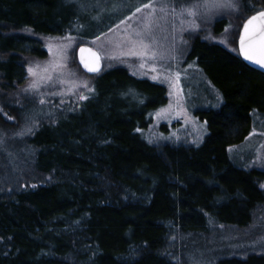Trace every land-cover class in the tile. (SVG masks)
<instances>
[{
	"label": "trees",
	"instance_id": "obj_1",
	"mask_svg": "<svg viewBox=\"0 0 264 264\" xmlns=\"http://www.w3.org/2000/svg\"><path fill=\"white\" fill-rule=\"evenodd\" d=\"M238 2L230 46L192 43L191 60L223 97L218 108L199 111L208 133L198 146L154 145L136 130L166 102L164 84L123 65L88 74L76 48L62 58L58 69L91 79V89L85 99L72 97L69 106L31 120V131L18 133L22 146L13 140L1 147L0 264H185L167 246L173 233L202 234L212 222L251 223L264 201V172L247 169L228 148L248 134L256 112L264 113V72L238 47L244 22L264 9V0ZM80 9L74 0H0V129H16L15 117H23L17 102H38L28 95L15 106L6 100L28 77L26 58H47L46 39L86 35L76 29ZM57 83L67 84L60 74ZM211 264H264V254H229Z\"/></svg>",
	"mask_w": 264,
	"mask_h": 264
},
{
	"label": "rangeland",
	"instance_id": "obj_2",
	"mask_svg": "<svg viewBox=\"0 0 264 264\" xmlns=\"http://www.w3.org/2000/svg\"><path fill=\"white\" fill-rule=\"evenodd\" d=\"M74 1L81 7L76 29L89 37L75 33L67 34L61 40L49 38L45 40L47 58L44 60L26 58L27 71L31 67L37 74L32 75L28 71V77L23 85L8 91L6 95H9V98L6 100L11 106H15L13 100L28 95L38 102L33 105L28 104L29 102H17L16 110L20 111L23 117H15L17 124L14 131L8 133L9 130L1 128L4 132L0 135V150L3 149L1 147L12 145L13 140L16 146H22V139L18 133L27 134L34 125L31 120L40 118L45 110L67 107L72 97L81 99L88 95L91 79H83L69 68L58 69L64 66L62 58L67 61L70 52L72 53L75 48L77 50L81 44L90 45L100 52L105 69L123 65L139 78L166 86L168 94L166 102L146 114L144 127H137L147 142L154 145H200L208 133V128L207 120L200 117L199 111L218 108L223 103V97L206 79L196 61L191 60L192 43L199 38L201 41L209 40L230 46L229 41L231 43L237 17L240 15L238 0H231L236 5L235 8H196L195 16H189L187 13L181 15V8L194 3L203 4L206 0ZM149 2L155 6L156 11L150 17L151 27L145 29V18L149 17L151 9H144L141 6ZM207 2L211 3L212 0ZM161 6H165L164 12L160 11ZM137 7H141L140 12H136ZM223 16L227 22L220 24V18ZM136 32L143 33L147 48L130 42V39H137ZM79 37H84L86 42L79 43L77 40ZM132 52L142 54L132 55ZM56 63H59V67L53 70ZM37 65L40 67L37 68ZM44 68H48L49 71L45 73ZM59 74L67 84L61 86L57 83ZM49 75L52 77L50 80L42 79ZM33 82H37L39 87L29 89ZM162 109L165 111L157 115ZM255 114L256 120L248 134L241 142L230 146L228 151L236 156L240 163L243 162L247 169L255 168L264 172V113ZM7 120L13 121L11 117L10 119L7 117ZM2 151L5 153V150ZM8 156L13 168H19L15 154L8 151ZM260 184L264 189V180ZM252 214L251 223L246 227L212 222L208 232L202 234L186 236L173 233L175 237L172 235L167 243L169 251L185 264H211L215 259L229 254L241 257H246L251 252L264 254V201L255 207ZM186 245L183 254L179 249Z\"/></svg>",
	"mask_w": 264,
	"mask_h": 264
},
{
	"label": "snow or ice",
	"instance_id": "obj_3",
	"mask_svg": "<svg viewBox=\"0 0 264 264\" xmlns=\"http://www.w3.org/2000/svg\"><path fill=\"white\" fill-rule=\"evenodd\" d=\"M141 7L144 9H151L149 17L145 18V24H144V28L149 29L151 27V23H152L150 17L152 15H154L156 8L151 2H149L147 4H143ZM141 7H137L136 12H140ZM199 7H205V8H207V7H232V8H235L236 5L234 3H232L231 0H223V2H220V0H212L211 3H208L206 0V2L203 4L194 3L192 5L182 7L180 14L183 15L184 13H187V15H189V16H195L196 15L195 9L199 8ZM252 7H255V6L252 5ZM160 11L164 12L165 6H161ZM122 23H123V21H122ZM257 34L260 35L259 44H260L261 50L264 51V10L258 11L255 15H253L252 17H250L247 20V22L244 25V34L241 35V37H240V44H241L242 50H244L245 58L250 60V61H254L258 64H261V66H264V59H257L253 54H250L249 49H244V45H245L246 41H254V38ZM135 36L137 37V39H135V40L130 39V42L133 45H139L142 48L148 47V45L144 43L142 32H136ZM251 47L252 46L250 45V48ZM131 54L137 55V54H142V53L132 52ZM153 56H155V53H153ZM85 66L88 67V65H85ZM36 67L39 68L40 66L37 65ZM55 67H59V65H54L53 70ZM141 67H143V65H141ZM96 70L97 69L95 67H89V71H96ZM153 70H155V69H153ZM28 71L32 75L37 74L34 71V69L31 67L28 69ZM43 71L45 73H47L49 71V69L44 68ZM43 78L50 80L52 77L49 75L47 77H42V79ZM153 78L155 79V77H153ZM177 79H178V74H177ZM38 87H39V84L37 82H33L29 85V89H35ZM29 89H24V91H28ZM81 99H85V97H81ZM164 111L165 110L162 109L160 113H157V115H161ZM30 130L31 129H29V131ZM137 131H140V130L137 129Z\"/></svg>",
	"mask_w": 264,
	"mask_h": 264
},
{
	"label": "water",
	"instance_id": "obj_4",
	"mask_svg": "<svg viewBox=\"0 0 264 264\" xmlns=\"http://www.w3.org/2000/svg\"><path fill=\"white\" fill-rule=\"evenodd\" d=\"M259 11H261V10H259ZM256 13L252 14L250 17H252ZM247 20L244 22L242 29H241V32H240V35H239V40H238L239 52H240L241 57L250 66L258 69L259 71L264 72V66H261V64H258L254 61H250V60L246 59L245 54H244V50H242V48H241L240 37H241V35L244 34V25L247 22ZM254 41H246V43L244 45V49H249L250 54H253L257 59H264V51L261 50V47L259 44V41H260V35L259 34H257L255 36ZM250 45L252 46L251 48H250ZM76 58H77V61H78L80 68L88 74H97L103 68V61H102V57H101L100 52L90 45H87V44L79 45L77 50H76ZM85 65H88V67H86ZM89 67H95L97 70L96 71H89Z\"/></svg>",
	"mask_w": 264,
	"mask_h": 264
}]
</instances>
